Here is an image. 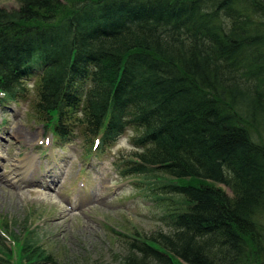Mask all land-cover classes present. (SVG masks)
<instances>
[{"label":"trees","instance_id":"trees-1","mask_svg":"<svg viewBox=\"0 0 264 264\" xmlns=\"http://www.w3.org/2000/svg\"><path fill=\"white\" fill-rule=\"evenodd\" d=\"M16 2L0 5V105L28 101L88 153L132 130L116 166L160 208L150 233L114 230L108 264H264V0ZM23 228L0 217V264H61Z\"/></svg>","mask_w":264,"mask_h":264},{"label":"rangeland","instance_id":"rangeland-1","mask_svg":"<svg viewBox=\"0 0 264 264\" xmlns=\"http://www.w3.org/2000/svg\"><path fill=\"white\" fill-rule=\"evenodd\" d=\"M0 5L14 8L17 2L0 0ZM27 102L0 105V217L10 229H33L61 264H108L124 250L114 230L150 233L163 226L160 208L144 199L115 163L131 152L132 130L104 152L88 153L78 132L70 142L52 141ZM17 170L25 177H13ZM13 263L21 264L18 258Z\"/></svg>","mask_w":264,"mask_h":264},{"label":"bare ground","instance_id":"bare-ground-1","mask_svg":"<svg viewBox=\"0 0 264 264\" xmlns=\"http://www.w3.org/2000/svg\"><path fill=\"white\" fill-rule=\"evenodd\" d=\"M29 162V161H28ZM23 163V162H22ZM29 164V163H28ZM28 166V165H27ZM29 167V166H28ZM22 169V168H21ZM14 175L15 176H13V177H16L17 176V178L16 179H21V178H24L25 177V171H23V172H19L18 170L14 173Z\"/></svg>","mask_w":264,"mask_h":264}]
</instances>
